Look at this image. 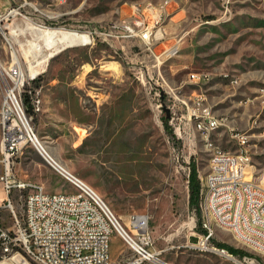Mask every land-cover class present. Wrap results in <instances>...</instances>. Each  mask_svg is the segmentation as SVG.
<instances>
[{"label":"rangeland","instance_id":"rangeland-1","mask_svg":"<svg viewBox=\"0 0 264 264\" xmlns=\"http://www.w3.org/2000/svg\"><path fill=\"white\" fill-rule=\"evenodd\" d=\"M150 2L166 0L54 2L40 17H59L54 26L89 31L127 17L121 9L131 3ZM6 5L0 0V10ZM156 23L159 29L167 23L169 30L160 34L153 53L140 41L68 47L51 60L47 51L45 72L28 86V115L47 150L90 184L123 224L132 213L150 216L155 248L164 260L235 264L191 247L202 229L199 212L190 206L189 165L195 162L200 180L218 176L209 170L214 151L198 126L207 109L223 118L211 138L227 155L242 157L232 135H246V182L264 187V0H171ZM111 62L117 70L104 71ZM192 73H200L201 82L192 81ZM1 99L0 86V105ZM13 168L19 178L48 192L71 191L32 146L15 157ZM244 207H260V200L244 199ZM222 216L230 217V210L210 215L212 244L242 250L264 264L255 253L258 245L233 235ZM115 236L111 262L129 264L133 252ZM7 262L19 264L15 258Z\"/></svg>","mask_w":264,"mask_h":264},{"label":"built area","instance_id":"built-area-1","mask_svg":"<svg viewBox=\"0 0 264 264\" xmlns=\"http://www.w3.org/2000/svg\"><path fill=\"white\" fill-rule=\"evenodd\" d=\"M70 0H6L0 10V184L5 200L0 202V261L16 254L22 264H112L111 240L118 236L133 252L129 264H175L162 258L156 250L150 227L151 218L145 213H132L127 224L114 214L100 194L54 156L45 153V146L37 143V134L28 115V86L33 72L43 74L47 66V48L39 39L40 31L59 29L64 32L87 34L91 41L114 47L129 41H140L153 53V47L162 42L160 34L168 33L169 25L160 31H151V23L159 22L161 10H169L171 0L138 7L127 5L122 16L133 15L136 25L120 29L112 20L91 27L89 31L68 26H54V19H41L40 10L54 2ZM77 47V46H76ZM194 82H201L200 73L190 74ZM40 111L39 102H33ZM211 128L200 133L207 138L214 158H209V170L218 173V180L201 176L200 196L196 208L201 216L202 232L194 249L215 253L235 264H261L248 255L232 253L225 247L212 244L215 227L210 223L212 212L230 210V217H222L225 226L238 237L258 245L257 253L264 258V187L246 182L244 161L248 151L247 137L234 132L232 137L242 150V157L227 155V150L212 138L214 124H223V118L204 110ZM194 116H199L194 114ZM34 147L51 169L71 188V191L48 192L44 186L19 178L13 168L15 157L28 147ZM244 199L260 200V207H244ZM235 200H243V209H236ZM195 230V229H194Z\"/></svg>","mask_w":264,"mask_h":264},{"label":"bare ground","instance_id":"bare-ground-1","mask_svg":"<svg viewBox=\"0 0 264 264\" xmlns=\"http://www.w3.org/2000/svg\"><path fill=\"white\" fill-rule=\"evenodd\" d=\"M149 6H150V3L146 4L145 6H138V7H149ZM162 11L163 10H161V15H162ZM161 15H160V18H161ZM162 22H160V23H162ZM115 23L117 24V27L120 28V29H128L131 26H135L136 25V17L133 16V15H128L125 18L117 19L115 21ZM157 25H158V23L152 22L151 23V31H160V29L157 27ZM39 39L43 40V42H44V44L46 45L47 48L54 47L53 49H51V52L47 55V59L46 60H51L53 57H55L56 55H58L59 53H61L63 50H65L68 47H74V46H78V45H87L91 41V38L87 34H78V33H75V32L74 33L73 32H64V31H61L59 29H54L52 31H46V32L45 31H40L39 32ZM170 51L172 53H174V52L176 53L178 51V49H173V50H170ZM92 69L93 68H91V66H90L89 67V71H91ZM31 70L33 72V75L31 76V79H34V78L37 77V74L35 73L36 69H34L33 66H31ZM109 70H117L116 62H111V63H108L107 65L104 66V71H109ZM206 119H207V121H206ZM198 126H199V128L201 130H203V128H211V121L209 120V117L207 115H205L204 120L200 121L198 123ZM218 126H219V124H214L213 125V130L216 129ZM84 132H85V129H82L81 135H83ZM37 143H42L40 141V139L38 138V136H37ZM45 153H47L48 156H53L47 150L46 147H45ZM254 187H256V186H254ZM235 205H238V209H241L243 204H242L241 201L236 203V200H235ZM217 219H219V218H217ZM220 219L223 220V218H220ZM242 239L243 240H248L246 238H242ZM13 258L17 259L19 261L18 262L19 264L23 263L22 257L19 254H16L15 256L11 257L10 259H6V260H3V261H0V264H13L11 262H7V261H9V260H11Z\"/></svg>","mask_w":264,"mask_h":264},{"label":"trees","instance_id":"trees-1","mask_svg":"<svg viewBox=\"0 0 264 264\" xmlns=\"http://www.w3.org/2000/svg\"><path fill=\"white\" fill-rule=\"evenodd\" d=\"M165 125L166 127H168L169 129V118L165 117L164 119ZM190 168V176H189V188H190V206L191 207H198V202H199V196H200V179H199V174H198V170H197V166L195 164V162H192L191 165H189ZM220 247H227L230 252L232 253H241L242 255H246V252L233 248V247H229L225 244H221L219 243Z\"/></svg>","mask_w":264,"mask_h":264},{"label":"crops","instance_id":"crops-1","mask_svg":"<svg viewBox=\"0 0 264 264\" xmlns=\"http://www.w3.org/2000/svg\"><path fill=\"white\" fill-rule=\"evenodd\" d=\"M169 17H170V14H169ZM169 17H168V18H169ZM166 25H168V24L166 23ZM167 34H168V33H167ZM216 179L218 180V176L215 177V178H211V180H216ZM115 238H119V237H118V236H115Z\"/></svg>","mask_w":264,"mask_h":264}]
</instances>
